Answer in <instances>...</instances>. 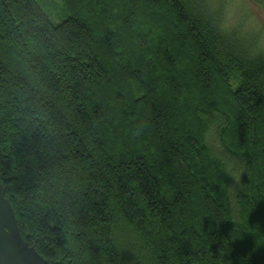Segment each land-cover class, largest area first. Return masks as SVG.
<instances>
[{
	"label": "trees",
	"instance_id": "1",
	"mask_svg": "<svg viewBox=\"0 0 264 264\" xmlns=\"http://www.w3.org/2000/svg\"><path fill=\"white\" fill-rule=\"evenodd\" d=\"M258 46L215 0H0V181L48 264H264Z\"/></svg>",
	"mask_w": 264,
	"mask_h": 264
},
{
	"label": "water",
	"instance_id": "2",
	"mask_svg": "<svg viewBox=\"0 0 264 264\" xmlns=\"http://www.w3.org/2000/svg\"><path fill=\"white\" fill-rule=\"evenodd\" d=\"M0 264H48L21 233L6 187L0 181Z\"/></svg>",
	"mask_w": 264,
	"mask_h": 264
},
{
	"label": "rangeland",
	"instance_id": "3",
	"mask_svg": "<svg viewBox=\"0 0 264 264\" xmlns=\"http://www.w3.org/2000/svg\"><path fill=\"white\" fill-rule=\"evenodd\" d=\"M230 24L237 25L264 50V12L252 0H215Z\"/></svg>",
	"mask_w": 264,
	"mask_h": 264
}]
</instances>
